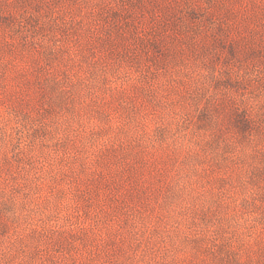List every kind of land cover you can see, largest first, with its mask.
<instances>
[{"label":"rangeland","instance_id":"1","mask_svg":"<svg viewBox=\"0 0 264 264\" xmlns=\"http://www.w3.org/2000/svg\"><path fill=\"white\" fill-rule=\"evenodd\" d=\"M0 264H264V0H0Z\"/></svg>","mask_w":264,"mask_h":264}]
</instances>
